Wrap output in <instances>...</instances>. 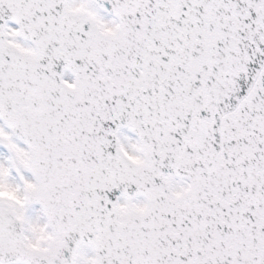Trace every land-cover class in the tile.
Segmentation results:
<instances>
[{
    "label": "snow or ice",
    "instance_id": "6c2138e0",
    "mask_svg": "<svg viewBox=\"0 0 264 264\" xmlns=\"http://www.w3.org/2000/svg\"><path fill=\"white\" fill-rule=\"evenodd\" d=\"M0 264H264V0H0Z\"/></svg>",
    "mask_w": 264,
    "mask_h": 264
}]
</instances>
